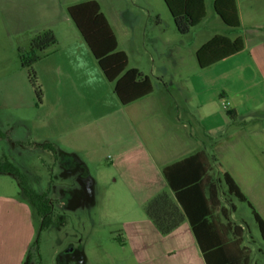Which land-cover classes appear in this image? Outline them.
Segmentation results:
<instances>
[{"label": "rangeland", "instance_id": "rangeland-1", "mask_svg": "<svg viewBox=\"0 0 264 264\" xmlns=\"http://www.w3.org/2000/svg\"><path fill=\"white\" fill-rule=\"evenodd\" d=\"M96 1L115 34L116 49L127 56V67L137 66L148 75L155 91L164 89L172 79L180 83L179 79L188 78L195 88L189 93L180 90L182 96L212 98L221 109L224 99L217 89L221 81L229 82L228 72L227 79L208 82L199 93L196 88L207 72H200L194 49L213 34L231 36L234 31L214 12L213 0H204L205 17L184 34L176 30L162 0ZM55 18L53 26L62 28L60 17ZM36 32L34 25H27V0H0V157L5 156L25 176L27 185L45 194L52 204L51 224L40 229L41 217L20 193L17 179L0 173V264H13L21 244L26 247L17 264H136L121 224L142 216L146 201L140 199L138 187L127 177L130 173L110 166L111 153L104 150L98 151L99 157L93 161L81 153L41 146L47 137L55 138L62 127L55 105L44 98L42 78L46 77L44 73L42 77L38 60L32 67L42 90L40 102L27 68L19 60V50L29 48ZM71 47L80 46L74 43ZM231 61L223 65L230 69ZM171 92L180 96L178 87ZM98 100L94 107L91 105L97 114L113 106L107 96ZM229 144V140L220 141L208 149V154L224 152ZM66 157L71 161L68 167L61 164ZM216 169L212 166L209 172L213 178L219 176ZM94 177H101L98 186ZM224 197L235 207L232 211L223 201L230 221L243 227L249 264H264V240L250 208L227 194ZM59 198L64 206H59ZM216 215L222 219L219 212Z\"/></svg>", "mask_w": 264, "mask_h": 264}, {"label": "crops", "instance_id": "crops-1", "mask_svg": "<svg viewBox=\"0 0 264 264\" xmlns=\"http://www.w3.org/2000/svg\"><path fill=\"white\" fill-rule=\"evenodd\" d=\"M241 1L235 0L239 27L232 29L231 36L224 35L230 39L239 36L243 48L200 68V72L207 73L196 86L199 93L206 83H215L219 77L227 79V72L230 74L229 82L221 81L217 89L224 99L219 110L212 98L181 95L195 88L188 78L179 79L181 84L172 79L164 89L156 91L152 86L148 95L121 104L103 74L100 83H88L98 79L99 67L88 47H82L86 44L66 13V7L73 2L27 0V25H34L37 32L50 29L56 37V44L44 50L37 64L42 77L43 73L46 77L42 78L44 98L55 105L62 129L55 138L47 137L41 146L49 150L55 147L62 153H81L93 161H97L98 151L111 153L110 166L130 173L127 177L132 178L145 203L161 192L172 198L162 168L203 150L208 161L210 157V167L216 166L219 176L227 171L264 221V0ZM55 17H60L62 28L53 26ZM74 43L80 47L72 48ZM229 60L230 69L223 65ZM177 87L180 96L171 92ZM105 96L113 106L97 114L93 107L100 101L98 98ZM227 109L233 110L234 120ZM226 140L230 144L223 153L220 150L214 156L208 154L211 146ZM70 162L68 157L61 160L64 167ZM101 181V177L94 179L96 186ZM59 201V206L65 205L62 198ZM121 225L136 264H205L187 220L166 235L157 231L145 213ZM25 247L21 244L13 264L21 261Z\"/></svg>", "mask_w": 264, "mask_h": 264}, {"label": "trees", "instance_id": "trees-1", "mask_svg": "<svg viewBox=\"0 0 264 264\" xmlns=\"http://www.w3.org/2000/svg\"><path fill=\"white\" fill-rule=\"evenodd\" d=\"M171 15L176 30L187 33L205 17L204 0H162ZM212 8L220 20L229 28L239 27L235 0H213ZM66 13L79 32L105 79L112 83L113 92L123 105L148 95L152 91L151 81L135 67H127V56L117 50L115 34L101 12L96 0H81L66 7ZM56 44L50 29L36 32L29 41L27 50H19V60L27 68V76L35 96L40 102L42 90L37 83L33 63L39 60L44 50ZM242 39L224 34H214L195 51L199 68H205L222 58L239 52ZM235 119L232 109L226 110ZM212 161L215 158L211 157ZM210 163L203 150L195 151L162 168V175L173 193H159L144 205V213L161 235H166L181 222L187 220L205 264H249L248 250L243 243V227L229 219L234 204L224 195H229L250 208L261 239L264 240V221L240 191L227 172L213 178ZM0 173L13 175L22 196L28 200L41 217L40 229L51 224L52 206L45 194L30 188L25 176L5 157H0ZM224 185L223 190L221 189ZM219 212L222 219L216 213Z\"/></svg>", "mask_w": 264, "mask_h": 264}, {"label": "clouds", "instance_id": "clouds-1", "mask_svg": "<svg viewBox=\"0 0 264 264\" xmlns=\"http://www.w3.org/2000/svg\"><path fill=\"white\" fill-rule=\"evenodd\" d=\"M86 47V45H85ZM98 79L96 81H90L88 82L90 85H95L97 83H100L102 81V73H100L99 69H96Z\"/></svg>", "mask_w": 264, "mask_h": 264}]
</instances>
